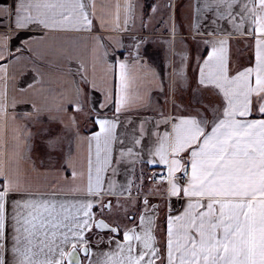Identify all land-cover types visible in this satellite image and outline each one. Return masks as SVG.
I'll list each match as a JSON object with an SVG mask.
<instances>
[{
    "label": "snow or ice",
    "instance_id": "6c2138e0",
    "mask_svg": "<svg viewBox=\"0 0 264 264\" xmlns=\"http://www.w3.org/2000/svg\"><path fill=\"white\" fill-rule=\"evenodd\" d=\"M0 264H264V0H0Z\"/></svg>",
    "mask_w": 264,
    "mask_h": 264
},
{
    "label": "crops",
    "instance_id": "0c3cea01",
    "mask_svg": "<svg viewBox=\"0 0 264 264\" xmlns=\"http://www.w3.org/2000/svg\"><path fill=\"white\" fill-rule=\"evenodd\" d=\"M141 4H152L150 0H140ZM154 3V2H153ZM145 20L148 19V15L150 14V10L148 8H145ZM181 14V11H177V18H179ZM168 13H159L156 14V18L151 21L150 27L143 30L141 33L144 36H147L149 38V43L144 45V48L142 49V52H144V58L146 61L150 64H152L154 67L158 69V71L161 73L162 76H167L168 68L166 67L167 61L169 59L168 52L166 49V46L163 43V37L167 35V32L165 30V21L167 20ZM125 41L127 42V37H125ZM241 44H237L235 41H233V54L235 56L237 47H242ZM193 54H195V46L191 45ZM146 49V52H145ZM249 54L245 53L244 58L241 61L242 63L246 62L247 56ZM189 73L191 74V69H189ZM71 79V76L67 75V65L64 66V72L60 73L57 72L55 68L51 70L50 73V86L53 89L60 88L63 86L65 81H68ZM99 98V97H98ZM185 100H187V96H185ZM26 105H21V111L24 110ZM135 116L136 114L133 113ZM37 126L33 127V132L35 133L37 130ZM40 127V126H39ZM33 161L36 163L37 168L39 171H44L43 168L40 167V161L43 158V149L40 147L39 139H36L34 150L31 153ZM137 171L139 170V166H137ZM127 177V173L124 171V166H121V173L117 179H119L121 182H124Z\"/></svg>",
    "mask_w": 264,
    "mask_h": 264
},
{
    "label": "rangeland",
    "instance_id": "374dc122",
    "mask_svg": "<svg viewBox=\"0 0 264 264\" xmlns=\"http://www.w3.org/2000/svg\"><path fill=\"white\" fill-rule=\"evenodd\" d=\"M151 1V3H156L157 2V0H150ZM159 13H167L166 11H161V12H158L157 14H159ZM37 128H39V125L37 126Z\"/></svg>",
    "mask_w": 264,
    "mask_h": 264
}]
</instances>
